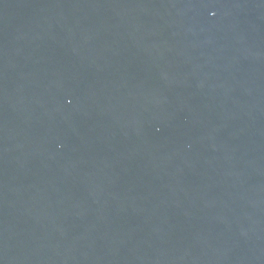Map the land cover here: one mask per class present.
Masks as SVG:
<instances>
[{"label": "water", "instance_id": "water-1", "mask_svg": "<svg viewBox=\"0 0 264 264\" xmlns=\"http://www.w3.org/2000/svg\"><path fill=\"white\" fill-rule=\"evenodd\" d=\"M0 264H264V0H0Z\"/></svg>", "mask_w": 264, "mask_h": 264}]
</instances>
